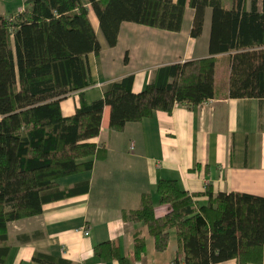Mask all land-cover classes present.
Masks as SVG:
<instances>
[{
    "label": "trees",
    "instance_id": "obj_1",
    "mask_svg": "<svg viewBox=\"0 0 264 264\" xmlns=\"http://www.w3.org/2000/svg\"><path fill=\"white\" fill-rule=\"evenodd\" d=\"M108 48L115 47L122 23L167 32L181 29L185 4L194 12L190 37H200L210 10L208 57L158 67L149 83L133 93V76L106 83L102 98L87 104L82 92L91 85L86 57L101 52L81 0H23V10L0 14V252L6 254L7 224L37 216L54 201L86 194L88 182L60 188L55 181L89 171L104 152L93 142L103 109L108 128L155 112L171 113L175 105H201L215 96V57L227 55L229 99L264 100V0H87ZM127 61L125 57L124 62ZM78 93L79 103L65 117L60 102ZM157 195L166 211L156 215L150 194L123 219L146 227L154 250L163 252L171 230L183 264H261L264 248V198L244 193L212 195L198 206L175 180H160ZM145 242L133 237V258L144 255ZM93 253L103 261L128 264L116 242H104ZM181 256V257H180ZM178 258V259H179ZM178 259L175 261L177 263ZM179 259V260H180ZM39 264H69L37 254Z\"/></svg>",
    "mask_w": 264,
    "mask_h": 264
},
{
    "label": "crops",
    "instance_id": "obj_2",
    "mask_svg": "<svg viewBox=\"0 0 264 264\" xmlns=\"http://www.w3.org/2000/svg\"><path fill=\"white\" fill-rule=\"evenodd\" d=\"M81 2L101 46L99 55L89 54L85 60L91 82L82 92L87 104L101 99L102 88L110 81L132 75L131 90L139 93L158 67L209 56V9L198 38L190 37L194 12L186 3L179 32L122 23L115 47L108 48L88 1ZM23 7V0H0V14L5 18ZM226 58L215 57V96L201 105H175L171 113L155 112L127 124L121 132L109 130V108L105 107L93 140L103 150L102 158L84 159L81 163L92 162L91 170L55 181L60 188L86 181L88 192L47 203L39 215L8 223V251L0 252V264H39L33 261L37 254L69 264H118L94 255V247L104 242H116L128 264H175L179 258L175 233L169 235L167 248L156 252L146 227L123 219V212L137 209L142 194H150L159 216L166 211L156 191L160 180L177 181L195 196L198 206L208 203L206 188L213 196L221 192L264 198V100L226 97ZM78 103V93L62 100V115L71 116ZM135 234L145 242L140 260L132 254ZM179 259L176 264H183Z\"/></svg>",
    "mask_w": 264,
    "mask_h": 264
},
{
    "label": "rangeland",
    "instance_id": "obj_3",
    "mask_svg": "<svg viewBox=\"0 0 264 264\" xmlns=\"http://www.w3.org/2000/svg\"><path fill=\"white\" fill-rule=\"evenodd\" d=\"M157 212H158V210H156V215H158V213H157ZM171 234H173V235H174V231H173V230H171V231H170L169 235L171 236Z\"/></svg>",
    "mask_w": 264,
    "mask_h": 264
},
{
    "label": "built area",
    "instance_id": "obj_4",
    "mask_svg": "<svg viewBox=\"0 0 264 264\" xmlns=\"http://www.w3.org/2000/svg\"><path fill=\"white\" fill-rule=\"evenodd\" d=\"M85 234H87V232H85ZM171 264H174V263H171Z\"/></svg>",
    "mask_w": 264,
    "mask_h": 264
}]
</instances>
